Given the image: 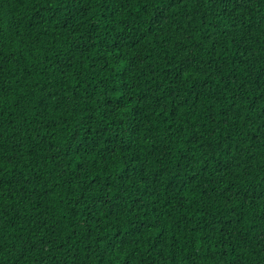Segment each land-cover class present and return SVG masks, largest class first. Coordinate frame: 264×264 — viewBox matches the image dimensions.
Wrapping results in <instances>:
<instances>
[{"label": "trees", "instance_id": "trees-1", "mask_svg": "<svg viewBox=\"0 0 264 264\" xmlns=\"http://www.w3.org/2000/svg\"><path fill=\"white\" fill-rule=\"evenodd\" d=\"M0 264H264V0H0Z\"/></svg>", "mask_w": 264, "mask_h": 264}]
</instances>
